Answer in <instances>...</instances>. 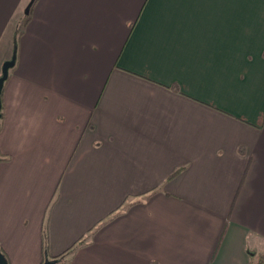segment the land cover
I'll list each match as a JSON object with an SVG mask.
<instances>
[{
    "label": "crops",
    "instance_id": "crops-1",
    "mask_svg": "<svg viewBox=\"0 0 264 264\" xmlns=\"http://www.w3.org/2000/svg\"><path fill=\"white\" fill-rule=\"evenodd\" d=\"M32 1L0 0L8 263L263 252L264 0Z\"/></svg>",
    "mask_w": 264,
    "mask_h": 264
},
{
    "label": "trees",
    "instance_id": "trees-1",
    "mask_svg": "<svg viewBox=\"0 0 264 264\" xmlns=\"http://www.w3.org/2000/svg\"><path fill=\"white\" fill-rule=\"evenodd\" d=\"M34 1L35 0H33L32 2H34ZM31 6H32V4H31ZM31 6L28 9V14H29V11L31 9ZM16 45H17V36H15V39H13V46L15 48H16ZM13 52H16V49H14ZM15 59H16L15 54H13V58H10L8 61H6L3 64V67H2L1 72H0V78L2 77V74H3L2 72H3L4 69H7V72H8L7 78L9 77L10 71L14 67ZM7 78L5 79V81L3 83V87H4V84H5L6 80H7ZM3 87H2L1 92H0V102H1L0 119L2 117V93H3ZM0 160H4V157H0ZM118 210L119 209H116L115 211H113V213H111V215H108V216L112 217V215H116L117 213H114V212H118ZM108 216H107V218H108ZM102 221H100V223ZM82 244H84V241H82V238L78 239L70 247H68L66 250H64L62 253H60V254L52 257V259L50 261H48L49 264H61V263H65L66 260H64V258H66L67 256L73 254L74 251L77 248H79L80 246H82ZM249 256H250V259H251L250 262H249V264H264V251L261 252V253H255V252L250 251L249 252Z\"/></svg>",
    "mask_w": 264,
    "mask_h": 264
},
{
    "label": "water",
    "instance_id": "water-1",
    "mask_svg": "<svg viewBox=\"0 0 264 264\" xmlns=\"http://www.w3.org/2000/svg\"><path fill=\"white\" fill-rule=\"evenodd\" d=\"M2 73H3L2 77L0 78V92H1V89L3 87V83H4V81H5V79L7 78V75H8L7 69H4ZM0 108H1V102H0ZM0 264H9L7 259H6V257L1 252V250H0ZM43 264H49V262H44Z\"/></svg>",
    "mask_w": 264,
    "mask_h": 264
},
{
    "label": "rangeland",
    "instance_id": "rangeland-1",
    "mask_svg": "<svg viewBox=\"0 0 264 264\" xmlns=\"http://www.w3.org/2000/svg\"><path fill=\"white\" fill-rule=\"evenodd\" d=\"M21 26H22V22H20V21L18 23L13 24L12 28H14V29L17 28L18 33L15 32L16 34H19V32L21 31ZM9 58H13V50H11V53L9 54Z\"/></svg>",
    "mask_w": 264,
    "mask_h": 264
}]
</instances>
